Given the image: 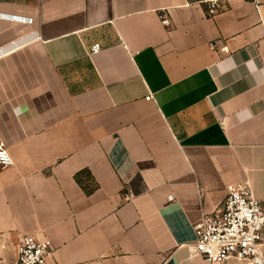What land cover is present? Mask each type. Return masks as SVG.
<instances>
[{
    "label": "crops",
    "instance_id": "crops-1",
    "mask_svg": "<svg viewBox=\"0 0 264 264\" xmlns=\"http://www.w3.org/2000/svg\"><path fill=\"white\" fill-rule=\"evenodd\" d=\"M220 3L0 0L33 20L0 17L4 260L33 236L47 264H208L226 187L264 203V0Z\"/></svg>",
    "mask_w": 264,
    "mask_h": 264
},
{
    "label": "built area",
    "instance_id": "built-area-1",
    "mask_svg": "<svg viewBox=\"0 0 264 264\" xmlns=\"http://www.w3.org/2000/svg\"><path fill=\"white\" fill-rule=\"evenodd\" d=\"M208 5L207 16L214 17L221 10L220 0H200ZM3 19L25 24L32 19L0 15ZM161 23L169 27V18L161 13ZM92 54L100 52V46L94 45ZM13 165V158L0 140V168ZM264 229V203L253 196L249 182L232 184L226 187V197L220 209L209 216L202 217L194 224L195 239L190 248L189 259L200 257L208 264H264L262 232ZM6 244L0 239V251ZM52 254L48 241L24 236L19 240L17 259L4 260L0 264H47Z\"/></svg>",
    "mask_w": 264,
    "mask_h": 264
},
{
    "label": "trees",
    "instance_id": "trees-1",
    "mask_svg": "<svg viewBox=\"0 0 264 264\" xmlns=\"http://www.w3.org/2000/svg\"><path fill=\"white\" fill-rule=\"evenodd\" d=\"M81 174L82 173H80V174H77L76 175V180H77V182L81 185V186H83L84 187V183H83V181L81 180ZM94 190V188H88L87 190H85L87 193H91L92 191Z\"/></svg>",
    "mask_w": 264,
    "mask_h": 264
}]
</instances>
